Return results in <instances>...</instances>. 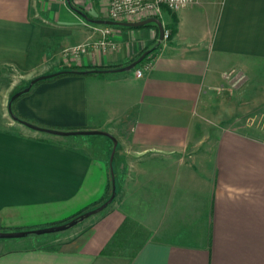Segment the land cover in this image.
I'll use <instances>...</instances> for the list:
<instances>
[{
    "label": "crops",
    "instance_id": "crops-1",
    "mask_svg": "<svg viewBox=\"0 0 264 264\" xmlns=\"http://www.w3.org/2000/svg\"><path fill=\"white\" fill-rule=\"evenodd\" d=\"M76 9L103 19L108 0H0V105L38 75L116 68L145 51L151 65L141 76V63L64 74L11 103L35 125L104 130L117 144L110 162L106 136H61L4 120L0 231L64 223L98 205L110 166L115 195L60 239L0 238V264H264V129L249 121L264 116V91L250 88L262 90L264 81L242 82L244 93L235 94L224 77L264 71V0L163 9L162 25L175 24L168 39L154 23L109 26ZM106 26L112 45L94 47ZM15 70L21 77L12 83ZM133 240L136 248L120 250Z\"/></svg>",
    "mask_w": 264,
    "mask_h": 264
},
{
    "label": "water",
    "instance_id": "water-1",
    "mask_svg": "<svg viewBox=\"0 0 264 264\" xmlns=\"http://www.w3.org/2000/svg\"><path fill=\"white\" fill-rule=\"evenodd\" d=\"M76 11H78L86 20L93 22V23H98V24L139 27V26L146 25L149 23H154L158 29L159 38L162 39L163 25L161 23V20L157 17H147V18H144V19H141L138 21H114L111 19H91L86 14L81 12L80 10L76 9ZM147 53H148L147 51L143 52L135 60L131 61L130 63H128L124 66H120V67H116V68H109V69H90V70H85L83 72H86V73H104V72L127 71V70L134 68L145 57V55ZM67 71L68 70H61V71H56L53 73L42 74V75H38V76L30 79L28 82V85L26 87H24L22 90H19V91L13 93L10 96L9 101L7 103V111L13 120L18 121L19 123L31 128L33 130L42 131V132L55 134V135H61V136L92 135V134H98V135L106 136L112 141V150H111L110 158H109V160L111 162L112 155H113V152L115 150L117 141H116L115 137L107 131L99 130V129L60 130V129L41 127V126L35 125L31 122H28L26 120L20 119V118L16 117V115L14 113H12V110H11L12 101H14L17 97H19L20 94H22L23 92L28 91V89L30 88L31 85H33L34 83H36L42 79L48 78L49 76L56 75V74L63 73V72H67ZM110 173H111V193L106 200H104L102 203L98 204L96 207L89 209L87 211H84V212L76 215L75 217L69 219L68 221H66L64 223H60V224H56V225H50V226H46V227H39V228H34V229H27V230L0 231V238H15V237H22V236H25L28 234H38L39 235V234H46V233L63 231L65 229L73 226L74 224H76L79 220H83V219H85V218H87V217H89L95 213H98L99 211L104 209L109 203L112 202L114 195H115V180L113 177L112 166H110Z\"/></svg>",
    "mask_w": 264,
    "mask_h": 264
},
{
    "label": "built area",
    "instance_id": "built-area-1",
    "mask_svg": "<svg viewBox=\"0 0 264 264\" xmlns=\"http://www.w3.org/2000/svg\"><path fill=\"white\" fill-rule=\"evenodd\" d=\"M195 0H108L107 18L114 21H138L147 17H157L161 19L163 9L176 11L177 9L193 3ZM136 20H134V19ZM110 32V27L106 26L103 30L104 36L93 43L94 47L106 48L112 43L107 40L106 35ZM170 29L163 26L162 39L170 37ZM81 50V49H77ZM82 50H84L82 48ZM141 61V66L135 69V75L141 76L143 71L151 65L150 59ZM228 71L224 77L234 85L242 79V75ZM233 80V81H232ZM232 81V82H231Z\"/></svg>",
    "mask_w": 264,
    "mask_h": 264
},
{
    "label": "rangeland",
    "instance_id": "rangeland-1",
    "mask_svg": "<svg viewBox=\"0 0 264 264\" xmlns=\"http://www.w3.org/2000/svg\"><path fill=\"white\" fill-rule=\"evenodd\" d=\"M161 18H162V16H161ZM103 19H108L107 17L106 18H103ZM111 26H114V25H111ZM115 73V72H114ZM116 73H120V72H116ZM239 75H242V79L241 80H239L238 82H236L234 85H232L230 82V92L232 93V92H235V91H237L235 94H237L238 93V91H239V93H241V91L243 90V88H244V85L243 86H241L240 84L243 82H247L248 83V81L250 80V79H252V78H260V79H262L263 81H264V71H262V72H259V73H253V75H252V73H249V74H243L242 72H240L239 74H238V76ZM11 82L12 83H14L15 81H16V79L18 80V78L19 77H21L20 76V73L19 72H17L16 70L15 71H12V75H11ZM15 78V79H14ZM233 81V80H232ZM231 81V82H232ZM239 83V84H238ZM238 84V85H237ZM28 85V83L27 84H25V85H19L18 86V88L17 89H13L11 92H9V94L3 99V101L1 102V105H0V123H4L5 121L4 120H9L10 119V115H9V113L7 112V103H8V101H9V98H10V96L13 94V93H15V92H17V91H19V90H22L24 87H26ZM239 86H241V88L239 87ZM250 88L252 89V88H256V90H255V93H257V94H259V93H261V92H263L264 91V86H262V90L260 89V86H250ZM244 92H242L241 94H243ZM247 106L250 108V107H253L254 106V104L253 103H249V102H247ZM250 122H252L251 124H258L259 126H261L263 129H264V116H260L259 118H254V119H251V120H249ZM82 137H101L100 135H98V134H92V135H83ZM116 185V184H115ZM110 193H111V180H109V183H108V190H107V192H106V197L103 199V201L104 200H106L108 197H109V195H110ZM102 201V202H103ZM101 202V203H102ZM100 204V203H99ZM97 205H93L92 207H88V209L87 210H89V209H92V208H94V207H96ZM87 210H85V211H87ZM82 212H84V211H82ZM82 212H80V213H82ZM98 214L97 213H95V214H93V215H91V216H89V217H87V218H85V219H83V220H79L76 224H74L73 226H71V227H69V228H67L68 230H66V231H63V232H53V233H46V234H48L49 236H46V237H49V238H51V237H57V238H62V237H64V235L66 236V235H69L70 233H75L76 231H78L79 229H81V228H83V227H85L86 225H88L96 216H97ZM75 216V215H74ZM71 219V218H70ZM136 241L137 240H133V241H131V242H128L129 243V245H127L126 247H120V250H124V251H131L132 249H134V248H136L135 246H136Z\"/></svg>",
    "mask_w": 264,
    "mask_h": 264
},
{
    "label": "trees",
    "instance_id": "trees-1",
    "mask_svg": "<svg viewBox=\"0 0 264 264\" xmlns=\"http://www.w3.org/2000/svg\"><path fill=\"white\" fill-rule=\"evenodd\" d=\"M110 26V25H109ZM142 26H145V25H142ZM165 27V26H164ZM167 27V26H166ZM168 28L170 29V33H172L174 30H175V24H169L168 25ZM143 60V59H142ZM141 60V61H142ZM141 61L138 63V64H140L141 63ZM137 64V65H138ZM136 65V66H137ZM73 68V67H72ZM90 69H93V67H88V66H86V67H74V69L72 70V69H70V70H68L67 72H63V73H59V74H56V75H52V76H49L48 78H45V79H42V80H40V81H43V80H52V79H54V78H56V77H58V76H61V75H64V74H88V73H86V72H83V71H85V70H90ZM100 74V73H99ZM39 82V81H38ZM37 83V82H36ZM36 83H34L33 85H31L30 86V88L28 89V91L36 84ZM28 91H26V92H28ZM26 92H23L22 94H20V95H23L24 93H26ZM13 102V101H12ZM11 110H12V113H14L15 115H16V113L13 111V109H12V106H11ZM16 117H18L17 115H16ZM18 118H20V117H18ZM79 214V213H78ZM78 214H76V215H78Z\"/></svg>",
    "mask_w": 264,
    "mask_h": 264
}]
</instances>
